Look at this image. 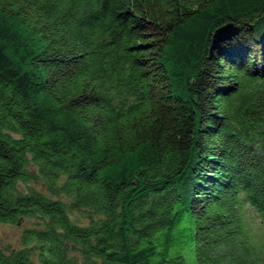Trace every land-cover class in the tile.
<instances>
[{
	"label": "trees",
	"instance_id": "16d2710c",
	"mask_svg": "<svg viewBox=\"0 0 264 264\" xmlns=\"http://www.w3.org/2000/svg\"><path fill=\"white\" fill-rule=\"evenodd\" d=\"M252 213L264 0H0V264H264Z\"/></svg>",
	"mask_w": 264,
	"mask_h": 264
},
{
	"label": "rangeland",
	"instance_id": "374dc122",
	"mask_svg": "<svg viewBox=\"0 0 264 264\" xmlns=\"http://www.w3.org/2000/svg\"><path fill=\"white\" fill-rule=\"evenodd\" d=\"M251 220L255 224V230L257 231V235L264 242V223L257 216L256 213L251 214ZM188 217L185 218L183 223V228H185L188 224ZM21 229L8 225H0V241L2 243L17 245L19 237L21 235ZM191 244H186L184 248L181 249L182 255L185 257V260L189 264L195 263V256L192 252L189 251ZM178 251V250H177Z\"/></svg>",
	"mask_w": 264,
	"mask_h": 264
},
{
	"label": "water",
	"instance_id": "95a60500",
	"mask_svg": "<svg viewBox=\"0 0 264 264\" xmlns=\"http://www.w3.org/2000/svg\"><path fill=\"white\" fill-rule=\"evenodd\" d=\"M234 31H235L234 28H232L231 26L224 27V28L218 30L214 36L213 49L216 48L218 46L219 42L224 39V36L229 37V35H231L230 33H233Z\"/></svg>",
	"mask_w": 264,
	"mask_h": 264
}]
</instances>
